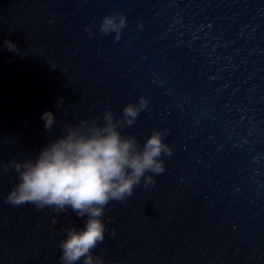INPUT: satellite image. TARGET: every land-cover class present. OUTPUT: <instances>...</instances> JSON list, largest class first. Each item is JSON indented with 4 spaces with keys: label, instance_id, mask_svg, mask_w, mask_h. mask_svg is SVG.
<instances>
[{
    "label": "water",
    "instance_id": "1",
    "mask_svg": "<svg viewBox=\"0 0 264 264\" xmlns=\"http://www.w3.org/2000/svg\"><path fill=\"white\" fill-rule=\"evenodd\" d=\"M114 9L119 40L98 28ZM140 95L148 105L121 131L142 144L167 128L174 150L154 184L108 202L115 235L93 251L105 264H264V0H0V161ZM16 178L0 174V264H60L62 229L83 218L7 203Z\"/></svg>",
    "mask_w": 264,
    "mask_h": 264
},
{
    "label": "clouds",
    "instance_id": "2",
    "mask_svg": "<svg viewBox=\"0 0 264 264\" xmlns=\"http://www.w3.org/2000/svg\"><path fill=\"white\" fill-rule=\"evenodd\" d=\"M53 19L48 22L52 23ZM127 16L114 9L99 20L100 33H113L119 40L126 26ZM142 26V22H140ZM95 22L84 25L89 36L95 34ZM4 45L23 55L17 44L6 38ZM57 98V104L63 103ZM149 103L140 95L122 107V115H114L106 108L99 119L81 118L65 122L60 133L44 144L35 155L19 154L7 162L0 161V174L12 169L16 182L4 199L12 205L30 203L37 209L50 207L54 213H66L71 209L83 218L82 225L68 223L59 240L60 264H105L104 256L93 251L105 239V234L115 235L103 217L110 200L125 202L135 186L145 187L155 183L153 173L165 170L163 155H170L173 146L164 139L167 128H153L141 144L135 134L124 133L125 125H132ZM46 129L56 123L51 109L41 112ZM58 215L51 217L56 223ZM109 264H122L110 261Z\"/></svg>",
    "mask_w": 264,
    "mask_h": 264
}]
</instances>
